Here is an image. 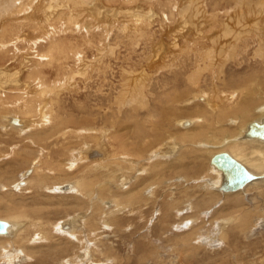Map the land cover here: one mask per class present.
<instances>
[{
	"label": "rangeland",
	"instance_id": "obj_1",
	"mask_svg": "<svg viewBox=\"0 0 264 264\" xmlns=\"http://www.w3.org/2000/svg\"><path fill=\"white\" fill-rule=\"evenodd\" d=\"M5 1L7 0H0V6L1 4H4ZM20 1L21 0H9V2H12L14 5L18 4ZM29 1L30 0H24V3H27V5L24 6L22 10L15 8L16 10L13 9V11H11L9 10L10 7L5 8L8 12L11 11V13L7 14L8 16L4 15L0 18V71L4 72V75H6V77L4 76L5 79L2 77V82L6 85L4 94H7V96L5 95L6 97L3 98L6 102H11L13 100L15 103L19 104V107H21L23 111L35 110L37 105L38 107H36V111H40L37 112V116H32L30 118L34 127L47 124V121L51 118L48 114L52 115L55 113L54 120L62 123L64 122L68 128H71V130L83 129L84 132L89 131L90 134L93 133V135L96 134L99 136V139H101V145L102 147L104 146V151L108 148L107 146L109 144L108 139L106 140V132L111 135H116L117 138L128 139L132 137L130 136L133 132L132 129L136 128L138 125L142 126L144 123L150 133L152 131H160L164 134L162 135V139H160L161 141L155 144L154 148L156 149L154 150V154H152L153 156L148 155L149 152L146 153V156L142 157L121 154L116 155L115 157H109L110 159L106 158L104 160L105 163L102 164H90L92 168L103 166L104 171H102L105 172V167L108 163H112L113 159L118 161V164L113 165L114 168L111 170V172L114 171L113 175L109 172L102 181L97 183V186H104V184L105 186H111V189L107 191L106 196L109 197V191H111L112 194H118L120 197L113 198L114 200L105 198L104 202L100 199L101 203L96 194H93L92 198H90L91 203L98 202L104 209L103 215L101 214L102 218L101 216L98 217L100 227L97 226V230L89 228L88 226V224L94 222V220H86L90 217L91 211L88 210L85 214H73L76 213V209L73 207L75 206L76 198H73L77 195L64 194L69 193L66 192L65 188L62 189L64 192H61L65 196H61L60 193L53 194L46 191L44 195L55 197L52 199V203L56 208L53 206L50 209L45 210V214H51L50 218L54 221L53 229H50L52 231L51 233L53 236L59 234L58 236L62 238L70 239L71 246H75V249L70 250L65 256L60 254V256L55 257L56 255L54 254L52 256L53 259L49 258L51 260L48 262H45L48 259H43L45 260L43 262L40 258L41 263L37 259L38 257H30L31 254L28 255V257L19 247L18 250L21 255L11 258L12 261H9L6 256H4L6 255V252L0 254V264H264V215L262 220L257 222L254 221L253 226L246 232L241 234L234 233L235 235L232 234L229 236L232 239L223 240L221 237L222 228L225 226L223 220L229 218L223 216L212 221L214 212L221 210L224 207V202L222 200L223 195L219 192H217V198L209 209H202L200 212L194 211L191 205L194 202V198H189L188 201L185 200L179 202V206L175 204V208L169 209L170 213L167 216L162 217V204L166 202L167 206L165 207H170L171 203L174 202L173 200L175 196L182 197V191L185 189H190L196 185L198 186V190L202 193L208 192L207 194H210L215 192L210 185L208 187L206 186L209 183V178L211 177L212 179L210 172H208V164L211 155L209 156L206 154L204 167L202 168L200 177L193 180L185 181L186 178H183V175H176L175 177L166 176L162 181L158 179V183L154 182L149 184V187L146 185L141 188V192L127 194L126 192L129 191V188L127 189L126 186L128 185H125V181H128L127 179L135 182L134 178L139 176H142L140 179L151 177L152 173L150 171L147 173L149 164L154 160L159 161L157 158L162 155L161 153L164 151L163 149L165 146H169V144L171 145V140L179 138L178 129L183 131L191 126L189 125L188 127L183 128V123L190 122L191 119L194 118L202 121L204 116L201 114L200 110L196 108V106H199V103L204 105V103H202V98H200L201 96L213 91L214 99H216L218 95V97L223 98L222 95L224 96L225 93H228L227 91L231 90L222 82L224 77L229 78L232 74L233 76L241 75L243 79L248 78L249 76V79H253L255 77L254 74L257 73L258 70H262L261 68L264 67V64L261 66L263 61L259 56V52L264 51V38L262 39L261 37V39H257L258 36L256 35L259 33V30L256 28L253 29L254 27H250V25L256 22L254 20V16H256L255 12L259 10L263 13L264 6H259L257 0H255L256 2L254 1L255 3L251 2V0H237V2L239 1L238 3H234L231 0H222V2H219L220 0L206 1V3L208 2L207 5L210 14H220V18H216V21H227V23H230L235 29L247 31L243 36L247 37V40L245 38L240 41L241 47L248 42L247 51L245 50V52H242L243 47L236 46L238 47V50L236 49L235 54L234 50L228 51L229 49L227 46V50L226 48H222L225 47V44L231 45V47L235 46L236 42L232 39V36L228 35L229 37L227 38L215 40L214 43L212 42L211 35L214 34V30L209 33V30L206 29L212 25L209 17L210 14L207 15L206 18L200 16L201 18H199V20L198 18L194 20L195 25L199 24V26H202V29H204L205 34L202 33V36L199 35L197 31L198 29L192 23H190L189 26H186V28H183L185 30H180L182 27V16L177 9L180 5L187 3L189 0H94V2L99 3V5L106 10L114 9L113 13H111V15L114 14V16L108 21L106 30L103 25L104 23L102 22L101 25L103 26L97 28L96 26L98 25L96 24H100V22H97L87 13V10L89 9L88 4L90 3L88 0H85L82 3H78L80 0H78V2H76L77 0L57 1L55 2L57 6L55 5L56 7L53 8L55 11H53V9L51 11L47 10L50 5L49 3H51L50 0H47L48 3L44 0H36L37 2L33 0L35 2H32L28 6ZM62 1L65 3L63 4ZM261 2L264 3V0ZM71 4L74 5L70 7ZM59 6H61L62 9ZM236 6L238 7L236 8ZM1 7L0 9L4 10V7ZM153 7L157 8L160 11V14H162L159 19H154L155 21L151 19L150 24H148V19L150 18L151 13L149 10ZM57 9H59V11ZM231 12H234L233 16H231ZM169 13H173L175 17H171L170 19V16H168ZM2 14L3 12L0 11V16ZM43 14L46 15V17L43 16ZM86 16H90L93 20L89 22V20L86 19ZM198 21H202L204 24L202 22L199 23ZM144 23L148 25V27ZM193 27L195 28L193 29ZM248 31L252 32V34H248ZM146 32H148L147 36ZM140 33H143L145 37H142ZM177 36L180 37L178 38ZM250 36L256 37L251 41L248 39ZM177 38L180 48L174 49L171 45L177 40ZM221 41L224 43L222 44ZM206 47H209V49L212 47L210 50L211 52L209 53V55L211 54L208 58L209 61H206V63H210L207 69L212 72H208L209 70L203 72L201 78L202 81L198 85V88H193L192 90H189V92L185 91L187 93L185 95L182 94L184 89H177V87L183 85V79L180 84H176V89H171L169 83L172 82L176 72L182 75L181 72L183 67L181 65H193L196 60L200 59L201 50ZM189 48L191 49L190 51ZM50 49L55 53L52 55L51 59V51L49 52ZM154 49L158 50L157 53ZM256 49L257 53L255 52ZM181 50L188 52L184 54V52L181 53ZM226 51H228V55L226 54ZM241 52L242 54L240 55ZM222 62H225V76H219L220 78L222 77V83H217V74L220 70L217 67H219ZM82 69L85 71L84 73L81 72ZM260 72H262V75L257 77L256 81H261L264 77L263 71ZM9 75L12 77H9ZM134 82H141L140 86L144 89L145 95H138L132 100V94L130 91L126 93L123 90H126V88L129 89L133 84H136ZM42 85H49V87H56V89L52 91L50 90L44 96V99L42 98L43 100H40L39 92L43 90ZM257 85L258 84L256 83L255 86ZM13 86L15 88H13ZM194 86L195 85H192L191 87ZM9 87H12L13 89ZM32 89L35 90L36 93L35 91H31ZM173 90L175 91L173 92ZM256 90H258L256 91L258 98L254 110H252L254 116H257L258 109L264 107V86ZM173 97L174 101H172ZM195 98H199V102ZM145 101H150L148 106L143 105ZM1 103H3V105L5 104L4 101L0 100V104ZM10 105H13V108H16V104ZM98 105H103V108ZM41 108L44 110L41 111ZM86 109L91 112L89 113L91 115L83 111ZM142 111L145 114L142 113ZM0 113L7 118H15L16 116V119H18L17 117L20 115L13 111L5 112V114L2 112ZM23 113L26 114V112ZM4 118H0V163L3 165L5 162L11 160V156H13V152L16 148L20 149L25 147L35 153L38 151L32 161H38V158H43V160H50L51 164L54 166L62 165L65 170L69 169L67 170L69 173H74V171L76 172V165L80 167L81 165L86 164L80 161L82 157L78 152L80 150L85 152L84 150L87 151L94 146L91 143V139L86 140L82 138V141L77 140L69 145L70 148L68 147V150L67 148L64 149L65 153L63 154L64 156L62 155V158L58 155L50 157L48 150H44L45 148L41 144H37L32 141L31 138H27V136L30 137V134L33 133L34 130L30 129L28 132L21 135L23 137L22 139L16 130L5 129V125L7 124L4 122ZM37 119L39 121H37ZM74 119L82 120V123L79 126L73 127L75 122ZM251 120L253 119H247L246 122H244V125ZM26 122H29V120L26 119ZM156 122H158L157 126ZM239 122V120L229 119V121L220 123L219 126L229 128L230 126L235 127V125H240L241 127V122ZM7 123L9 124V122ZM161 123H163V126H161ZM10 125L12 127H20L13 126L12 124ZM57 127L60 128L59 126ZM125 135H129V137H125ZM80 136L73 137L74 139L72 140L79 139ZM223 137L227 138L228 133ZM155 140L156 138H154V141ZM226 143L227 141L224 143L219 142L214 143L211 146L202 143L199 145L197 144V148L194 145L190 146L191 143L188 142L187 146H190L188 148L191 150L195 147V149H201V151L204 148L206 150H215L214 152L220 153ZM188 148L185 147V149ZM223 152L226 151L223 150ZM149 156H152L151 159H149ZM3 160H5L4 163H2ZM162 161L166 163L169 160ZM129 164L131 165L129 167L133 168L131 170L132 172L130 170H127V173L126 171H117V167L122 168ZM29 167L30 165L19 167L16 173L18 182L12 186L15 193H17V188L20 186V182L24 180L27 175L26 173L27 170L29 171ZM144 170V173H147V175L142 172ZM128 174L129 176L131 175V177H129ZM152 176H154V174ZM69 182L71 181H67L66 183ZM17 183H19V185ZM72 183H76V181ZM155 186L157 187L155 188ZM125 188L127 190H125ZM179 189L180 192H178ZM207 190H209L210 193ZM31 193L33 194L34 191H31ZM31 193H27L28 198L32 197ZM122 193H124V196H121ZM258 193L259 191L255 189L249 191L247 195H243V203L246 204L251 212H257L259 210L263 213L264 206L262 205L264 199L257 198ZM60 197H64V201ZM164 199L165 202H163ZM60 201L67 202L66 205L69 204L68 206L59 205V203H61ZM85 202L87 204L88 200L86 199ZM78 209L79 208L77 207V210ZM48 211H50V213ZM56 212H58L57 215ZM109 214L112 216L111 218H117L122 221L121 225L116 226L110 223V219L108 220ZM140 216L142 217L140 218ZM27 220L28 219H24L23 222H28ZM66 222H68V224L71 222L72 226L73 222H75V225L72 227L75 232L70 234L68 233L70 232L69 230L67 235H64L62 232L60 233L61 230H57L61 223ZM56 223L59 226H57ZM43 225L45 226V224L42 223V226ZM58 229H60V227ZM44 231L43 228L42 232L39 233L42 239L40 238V240L37 241L38 243L41 242V244L43 243V245H46L49 244L50 241L48 242L49 237H47L48 235H46ZM192 231L195 233L192 236L193 241L191 244L189 242L187 243L185 238L192 234ZM229 232L230 234L233 233L232 230ZM44 235L46 237H44ZM234 241L238 243L237 247L232 245ZM11 250L12 248L8 250L9 254L12 253ZM105 250H111V252L105 255Z\"/></svg>",
	"mask_w": 264,
	"mask_h": 264
},
{
	"label": "bare ground",
	"instance_id": "obj_2",
	"mask_svg": "<svg viewBox=\"0 0 264 264\" xmlns=\"http://www.w3.org/2000/svg\"><path fill=\"white\" fill-rule=\"evenodd\" d=\"M7 1H5L4 4H1V6H3L4 8L0 6L1 8L4 9V10L0 9V11L3 12V14L0 16V18H2V16H4V15L8 16L7 14L11 13V11H13V9H15V8L22 10L23 7L27 5V3H24V0L23 1L21 0L22 2L20 1L18 4H15V5L12 2H9V0H7ZM11 1H14V0H11ZM35 1L30 0L28 2V6H29V4H31L32 2H35ZM44 1L47 2V0H44ZM57 1L61 2V0H50L51 3H49L50 5H49V8H47V10L51 11L53 8H55L57 6V4L55 2H57ZM83 1H85V0H80L79 2L77 0L76 2L82 3ZM88 1L90 3L88 4L89 9L87 10V13L90 14L97 22H100V24H96V25H98V26H96L97 28L104 25V28L106 30L107 29L106 25H107L108 21L111 20V18H113V16H114V14L111 15V13H113L114 9L112 8V9L106 10L103 7H101L99 5V3L94 2V0H88ZM206 1L207 0H189L187 3H184L182 5L179 4L180 7L177 9V11L179 10L180 15L182 16V18H181L182 19V27L180 28L181 31L185 30L183 28H186V26H189L190 23H192L198 29L197 31H198L200 36H202V33L205 34L204 29H202V26H199V24L195 25L194 20L197 18L199 20V18H201V17L206 18L207 15L210 14L209 7L207 5L208 2L206 3ZM231 1L234 3L239 2V1L237 2V0H231ZM254 1L255 0H251V2H254ZM261 1L262 0H257V4L259 6H261V5L264 6V3H262ZM219 2H222V0H220ZM64 3L65 2H63V4ZM248 3H247V5H248ZM66 5H68V4H66ZM73 5L71 4L70 7ZM8 7H10L9 8V10H11L10 12H8L5 9ZM59 7H61V6H59ZM237 7L238 6H236V8ZM41 8H43V7H41ZM145 8H147V7H145ZM233 8H231V9H233ZM61 9H62V7H61ZM57 10L59 11V9H57ZM53 11H55V10L53 9ZM73 11H74V8H73ZM141 11H143V10H141ZM149 11L151 13H150V18L148 19L149 20L148 24H150L151 19L157 20L160 18L161 14H162V13L160 14V11L154 7L151 8ZM45 12H47V11H45ZM173 12H174V10H173ZM164 13H165V11H164ZM170 13H169V15L167 14L168 16H170V19H171V17L174 18L175 16L173 15V13L172 14H170ZM255 13H256L255 14L256 16H254L255 17L254 20L256 22H254L252 25H250V27H254L253 29L256 28L257 30H259V33L256 35V36H258L257 39H259V38L261 39V37L263 39L264 38V10H263V13L260 12L259 10H257V12H255ZM231 14H232L231 16H233L234 12H231ZM239 14H240V12H239ZM176 15H179V14H176ZM17 16H19V15H17ZM17 16H15V17H17ZM20 16H21V14H20ZM43 16L46 17V15H44V14H43ZM79 16H80V14H79ZM163 16H165V15H163ZM58 17H60V16H58ZM209 17L211 19L212 25L210 23L211 26H209V28L207 27L206 29L209 30V33H211L214 30L213 31L214 34L211 35L213 43L215 40H218V39L222 40L223 38H227L229 36H232V39H234V41L236 42L235 46L231 47V45L225 44V47H222V48H226V46H227L229 49L228 51L234 50V53H235L236 49L238 50V47H241L240 41H242L245 38L247 40V37H243L244 33L247 31L240 30V29L237 30L234 27H232L230 23H227V21H225V22L224 21H216V18H218V19L220 18L219 13H212V14H210ZM3 18H5V17H3ZM86 19L89 20V22H91V20H93L90 16H86ZM135 19H137V18H135ZM133 21H134V19H133ZM170 21H172V20H170ZM101 22L104 24L101 25L102 24ZM146 22H147V20H146ZM198 22L201 23L202 21H198ZM32 23H34V22H32ZM205 23H206V21H205ZM146 26L148 27V25H146ZM2 27H1V29H2ZM195 27H193V29ZM231 33H233V34H231ZM250 33L252 34V32L248 31V34H250ZM135 34H136V32H135ZM147 34H148V32H146V36H147ZM140 35H142V37H145L143 33H140ZM175 37H176V35H175ZM177 37L179 38L180 36H177ZM255 37L250 36V37H248V39L253 41V38H255ZM178 38H177V40H175L172 43V45L170 44L171 47L174 49L180 48L178 45ZM186 41H187V39H186ZM221 42H222V44L224 43L223 41H221ZM229 43H230V41H229ZM247 43L248 42H246V45L242 46L243 48L241 47L242 52H245V50L247 51V49H248ZM162 44H164V43H162ZM236 46H238V47H236ZM209 47H206L203 50H201L200 54L203 56L200 55V59L196 60L193 63V65H189V66L188 65H186V66L181 65L183 67L182 72H181L182 75H180V73L176 72L174 78L172 79V82L169 81L170 82L169 84L171 85V89H176V87H177L176 84H180L182 79L184 80L183 85L181 87H177V89L178 88L184 89L182 91V94L185 95V94H187L185 91L189 92V90H192L193 88H198V85L202 81L201 80L202 73L205 72L206 70H209L207 68L209 67L210 63H208V62L206 63L209 56L211 55V54L209 55V53L211 52L210 50L212 47L210 49H209ZM182 50H181V53L184 52V54H185L186 52H188V51L185 52ZM190 50L191 49L189 48V51ZM217 50H222V49H217ZM226 50H227V48H226ZM154 51L157 53L158 50L154 49ZM228 51H226L227 55L229 54V53H227ZM49 52L51 54L50 55V59H51L52 55L55 53L52 52L51 49L49 50ZM169 52H170V50H169ZM218 52H220V51H218ZM242 52L240 53V55L242 54ZM255 52L257 53V49ZM263 52H259V56L261 57V60L263 61L262 62L260 60L262 62L261 66H263V64H264ZM198 53H199V51H198ZM198 55H197V57H198ZM244 56H245V54H244ZM235 57H236V55H235ZM165 58H163V59H165ZM184 61H185V58H184ZM224 63L223 62L220 63L221 65H219V67L216 66L218 69L221 70V71L219 70V73L217 72L218 73L217 74L218 75L217 76V80H218L217 83L223 82L224 85H227L231 90L227 91L228 93L227 94L225 93L224 96L222 95L223 98L218 97L219 96L218 95L217 96L218 98L216 97V99H214L213 98L214 97L213 91H210L209 93L201 96L200 98H202V100H203L202 103H204V105H201V103H199V106H196V108L199 109L201 114L204 116L202 118V121L197 119V118H194V119H191L190 122L183 123V125H182L183 128H186L189 125H191V126L187 129L183 130V131H180L178 129L179 138H176L174 136L176 138V140H174V139L171 140V145L169 144V146H165V148L163 149L164 151L162 150L163 151L161 153L162 155L159 158H157V159H159V161L154 160V161H152L151 164H149V168H148L147 173L150 171L152 173V175L154 174V176H152L150 174L151 175L150 178L146 177L144 179H140L142 176H139L136 178L133 177L135 179V182H133L132 180L129 181V179H127L128 181H125V185H128V186H126L127 189L129 188V191L126 192V194H127V193H132V192H136V193L141 192L140 191L141 188L145 187L146 185L148 186L149 184H152L154 182L158 183V181H157L158 179H160L162 181L163 179H165L166 176L175 177L176 175H178V176L183 175L184 176L183 178H186L185 181H187V180L190 181V180H193L195 178L200 177V173L202 171V168L204 167V163H205L204 160H205L206 154L209 156L211 155L210 160L214 155H217L220 153L228 154L233 160H235L237 163L242 165L254 177V179L251 180L250 182L246 183L241 189H238L235 191L222 190L223 186L225 184L223 172L218 170L217 168H215L213 165H211L210 160H209V164H208L209 171L208 172H210L212 179H211V177L209 178V180H208L209 183L206 186L208 187L210 185L212 190L215 192L210 193V191L207 190V191H209L210 194H207L208 192L202 193L198 190V186H196V185H195L196 187L194 186V187H191L190 189H185L184 191H182V195L184 196V198H183V196L177 197V195H176L174 200H173L174 202L171 203L170 207H165V206H167V204H166L165 199H164L163 202H165V203L162 204L163 205L162 217L167 216L170 213L169 209L175 208V204H177L179 206L180 205L179 202H182L185 200L188 201L189 198H194V202L191 204L193 207L192 209H194V211L200 212V210H202V209H209L211 207L212 203L217 198V196H216L217 192H219L220 194L223 195L222 200L224 202L223 203L224 207L221 210H217L216 212H214L212 221L217 219V218H221L223 216L229 218V219L223 220L225 223V226H223V228H222L221 237L223 238V240H228V239L230 240L232 238H230L229 236H231L234 233H237V234L240 233L241 234V233L246 232L247 230H249L253 226L254 221L257 222L259 220H262V217L264 215V212L262 213V211H259V210L257 212L254 211L255 213L251 212L250 209H248V207L246 206V204L243 203V195L244 196L247 195V193L253 189L259 191L257 198H261V199L263 198L264 199V139H259L256 137L255 138H249V137L245 136V133L247 132L249 126L252 123L255 122L257 124H261L264 121V107L258 109L257 116L256 115L254 116L253 111H252V110H254V107L257 103V98H258L257 94H256V91H258V90H256V89H259V88L264 86V77L261 81H256V78L262 75L261 74L262 72H260V71H263V73H264V67L261 68L262 70H258L257 73L254 74L255 77L253 79H249L250 76L248 78L243 79L241 75L233 76L231 74L229 76V78L224 77L222 82H221L222 77L220 78L219 76H225L224 73L226 71V70H224V67H225ZM184 64H187V63H184ZM52 65H54V64H52ZM211 65H212V63H211ZM210 68H211V66H210ZM211 70H213V69H211ZM81 72L84 73L85 71L82 69ZM208 72H212V71L209 70ZM23 73H24V71H23ZM4 74H5L4 72L0 71V100L5 102L4 105H3V103L0 104V112L5 114V112L7 113L8 111H13L14 113L16 112V113L20 114L17 117L18 119H16V116H15V118H7L4 115L2 116V114L0 113L1 119L6 117V118H4V122L7 124V125H5L6 130L7 129L16 130V132L19 133V136L25 134L30 129L34 130L33 133L30 134V137L27 136V138H31L32 141L36 142L37 144L38 143L41 144L45 148L44 150H46V149L48 150V152L50 153L49 154L50 157H52L53 155H55V156L58 155L62 158V155L65 153L64 149L67 148V150H68L69 145H71L73 142H76L77 140H81L82 138L86 139V140L91 139V141H92L91 143H92V145H94L90 149H88L87 151L84 150L85 152H83L82 150H80L78 152L79 155L82 157V159L80 161L82 163L84 162L86 164L81 165L80 167H78V165H76L77 166L76 172L74 171V173H69L67 171L69 169L65 170L62 165H58V166L52 165L50 160H43V158L42 159L38 158V161L37 160L32 161V159H34V156L36 155V153L38 151L35 153V152L29 150V148H25V147H22L20 149L16 148V150L13 152V156H11L10 161L5 162V160H3L2 163L5 162L4 165L0 163V221H4L8 224V228L6 229V234L0 235V254H4L6 252L5 253L6 255H4V256H6V258L9 261H12L11 258H14V257L21 255L19 250H18L20 247L22 249V252L27 254V256L31 254L30 257H33V256L36 258L38 257L37 259L39 261L42 259L41 261H43V262L46 259H48L45 261V262H48L49 260L53 259L52 256L54 254L56 255L55 257L60 256V254L65 256L70 250L75 249V246L74 247L71 246L70 239L62 238V237L58 236L59 234L54 235V236L52 235V233H51L52 231L50 229L53 227L54 221H53V219L50 218L51 214L50 215L45 214V210H48L54 206L52 203L53 202L52 199H54L55 197L54 196L52 197L49 195H44L46 193V191H49L50 193H53V194L60 193L61 196H65V195H63V193H61L63 191L62 189L65 188L66 192H69V193H64V194H69V195L75 194V195H77L73 199L76 198L75 199L76 200L75 206H77L79 209L77 210V207L73 206L74 209H76V211H75L76 213H73V214H80V213L85 214L88 210L91 211L90 217H88L86 220L87 221L94 220V222L88 224V226H89V228H94V230H97V226L100 227V224L98 222V217L101 216V218H102L103 211H104V209L100 205L101 200H103V202H104L105 198H110V199L114 200L113 198L120 197V195L118 196V194H116V195L112 194L111 191H109V197H107L106 196L107 191L111 189L110 188L111 186L110 187L105 186V184H104V186L98 185V186H100V187H98L97 183L102 181L107 176V174L109 172H111V170L114 168L113 165L118 164V161L115 159H113L112 163L111 162L108 163L106 161L108 163V165L106 166L107 168L105 167L106 173L103 172L104 171L103 166L102 167L96 166L95 168H92V166L90 164H99V163L102 164V163H105L104 160L106 158L115 157L116 155H121V154H126V156H133L134 157V155H135L138 157H142V156H146V153L149 152L148 155H152V154H154V150L156 149V148H154L155 144L161 141L160 139H162V135L164 133H162L160 131H158V132L152 131L150 133L149 129L145 126L144 123L143 124L141 123L142 126L138 125V126H136V128L132 129L133 132H132V135H130L132 137H130L128 139L125 138L127 135H125V137L123 136L125 139H121V138H117L116 135H111L110 133L108 134L106 132V134H107L106 140L108 139L109 144L107 146L108 148L105 149V151H104L103 150L104 146L102 147L101 139H99L100 138L99 136H97L96 134H94L95 135L94 136L93 133L90 134L89 131H87V130H86L87 132H84L83 129L82 130H79V129L78 130H71V128H68L64 122L62 123V122H58L57 120L56 121L54 120L55 113H53L52 115L48 114L51 118L47 121V124L34 127L32 122L30 121V118L32 116H37L36 115L37 112L40 111V110L36 111V107H38V106L36 105L35 110L23 111V109L21 107H19V104L15 103L13 100L11 102H6L3 99L4 97L7 96V94H4L5 93L4 91L6 89V85L2 82V77L3 78H4V76L6 77V75H4ZM9 77H12V76L9 75ZM62 80H63V78H62ZM62 80H59V81H62ZM65 82H67V81H65ZM134 83H136V82H134ZM140 83L141 82L133 84L131 87L127 86V87H129V89L126 88V90H123V91L126 93L128 91H130V93L132 94V100H133V98H136L138 95H145L144 89H142V87L140 86ZM256 83L258 84L257 86H255ZM192 85H195V86L191 87ZM219 85H223V84H219ZM144 87H146V86H144ZM9 88L13 89L15 87L13 86V88L12 87H9ZM31 88H32V86H31ZM42 89L43 90H41V92H39L40 100H43L44 96L50 90L52 91V90L56 89V87L53 88V87H49V85H48V86H43ZM20 91H22V90H20ZM31 91H35V90L32 89ZM174 91L175 90H173V92ZM221 91H223V90H221ZM35 93H36V91H35ZM177 93H178V91H177ZM167 94H168V92H167ZM221 94H223V93H221ZM153 96H155V95H153ZM158 97H160V96H158ZM162 97H163V95H162ZM20 99H21V97H20ZM144 99H146V98H144ZM172 99H173L172 101H174V97ZM196 100H198V102H199V98ZM146 102L147 101H145V103L143 104L144 106H148L150 101H148L147 103ZM131 103H132V101H131ZM10 104H16V108H13V105H10ZM25 105L28 106L27 104H25ZM98 106L103 108V105L102 106L98 105ZM43 108H41V111L44 110ZM14 109H16V110H14ZM83 111L87 114L91 113V112H89L88 109L83 110ZM187 111H192V110H187ZM23 112H26V114H24ZM168 112H170V111H168ZM45 113H46V111H45ZM142 113H144V112L142 111ZM173 114H174V112H173ZM89 115H91V114H89ZM141 117H143V116H141ZM144 118H145V116H144ZM249 118H251L253 120H251L249 123H245L246 125H244V122H246V120ZM26 119L29 120V122H26ZM155 119H157V118H155ZM229 119L230 120H233V119L239 120L241 122V123L239 122L241 124V127H240V125H238V126L235 125V127L230 126L229 128L219 126L220 123H224L225 121H229ZM24 120H25V122H24ZM37 121H39V120L37 119ZM74 121L75 122L73 124V127L79 126L82 123V120L80 121V120L74 119ZM143 121H144V119H143ZM7 122H9V124ZM43 123H45V122H43ZM157 123L158 122H156V126H157ZM2 124H4V123H2ZM10 124H12L13 126H20V127L19 128L12 127ZM152 124H153V122H152ZM161 124H159V125L163 126V123H161ZM57 126H59L60 128H58ZM129 127H131V126H129ZM133 127H134V125H133ZM128 130H130V129H128ZM227 133H228V137L227 138L223 137ZM79 136H80L79 139L72 140V139H74L73 137H79ZM127 137H129V135ZM152 138H153V140H152ZM154 138H156L155 141H154ZM22 139H23V137H22ZM22 139H21V141H22ZM102 139H104V138H102ZM150 139L152 142L150 141ZM225 141H227V143L223 148L221 147L222 152H220V153L214 152L215 150L214 151L208 150V149L206 150L204 148L202 151H201V149H197L198 148L197 144L199 145V144L205 143L208 146H211L214 143H219V142L224 143ZM188 142L191 143L190 146L194 145L197 148L195 149V147H193L195 150L194 149L191 150L190 148H188L190 146H187ZM185 147H187L188 149H185ZM91 149H93V150H91ZM67 150H66V152H67ZM223 150H225L226 152H223ZM151 157L149 156V159H151ZM44 158H45V156H44ZM154 158H155V156H154ZM48 159H49V157H48ZM39 160H40V162H39ZM162 160H169V161L164 163V161H162ZM27 165H30L29 171L27 170V173H26L27 175L25 176L24 180H22L20 182V186L17 188V193H15L12 186H14V184L16 182H18V179L16 177V173H17L20 166H27ZM129 166H131V165L129 164V165L122 167V168L117 167V171H126V173H127V170L131 171L133 169L132 167H129ZM73 167H74V165H73ZM142 172L144 173L145 170ZM113 173H114V171L111 172V175H113ZM147 173H144V174L147 175ZM128 176H129V174H128ZM129 177H131V175ZM109 179H111V178H109ZM67 181H71V182L66 183ZM74 181H76V183H72ZM160 182H159V184H160ZM70 183H72V184H70ZM17 184L19 185V183H17ZM101 185H103V184H101ZM156 187L157 186H155V188ZM207 187H206V189H207ZM126 188H125V190H127ZM178 188H179V186H178ZM180 189H179V191L178 190L177 191L180 192ZM31 191H34V193L32 194ZM26 192L31 193L32 197L28 198ZM93 194L97 195L98 200L101 199L100 203H98V202H92L91 203L90 202V200H91L90 198H92ZM123 194L124 193H122L121 196H124ZM211 194H213V195H211ZM60 198H62V200H63L64 197H60ZM86 199L88 200V203L90 202L89 204L88 203L86 204V202H85ZM66 203L61 202V203H59V205H66ZM68 204L66 206H68ZM262 206H264V203ZM117 207L119 208L118 205H117ZM54 208H56V207L54 206ZM48 212L50 213V211H48ZM66 213H68V212H66ZM57 214H58V212H56V215ZM229 216H233V217H229ZM108 217H109L108 220L110 219V223H112L116 226L121 225L122 221H120L119 219L111 218L112 216L110 214ZM141 217L142 216H140V218ZM24 219H28L27 220L28 222H26V221L23 222ZM61 219H63V218H61ZM71 222H69V224H68V222L61 223L60 226L56 223L57 226L60 227V229H58L59 228L58 227L57 230L58 231L61 230L60 233L62 232V234H64V235H67V232L69 230H70V232H68V233H70V234L75 232V230L72 229V227L75 225L74 224L75 222H73V226H72ZM42 223L45 224V226L44 225L42 226ZM56 224H55V226H56ZM43 228L45 230L44 233L46 235H48L47 237H49V239H50V240L48 239V242L50 241L49 244H46V245H43V243L41 244V242L38 243V241L41 238V235H39V233L42 232ZM230 230H232L233 233L230 234V232H229ZM54 231H55V229H54ZM194 233L195 232L192 231V234L188 235L185 238V241L187 243L189 242L192 244V241H193L192 236ZM44 237H46V236L44 235ZM34 238H35V240H34ZM71 239H73V238H71ZM170 242H172V241H170ZM37 244H39V245H37ZM232 245L237 247L238 243L236 241H234L232 243ZM186 247H188V246H186ZM11 248H12V250H11L12 253L9 254L8 250H10ZM110 252H111V250H105L104 254L107 255ZM191 254H192V252H191ZM184 256H186V255H184ZM25 257H26V255H25ZM22 258H24V257H22ZM49 258H51V259H49ZM43 259H45V260H43ZM37 264H39V263H37Z\"/></svg>",
	"mask_w": 264,
	"mask_h": 264
},
{
	"label": "water",
	"instance_id": "obj_3",
	"mask_svg": "<svg viewBox=\"0 0 264 264\" xmlns=\"http://www.w3.org/2000/svg\"><path fill=\"white\" fill-rule=\"evenodd\" d=\"M246 137L264 139V121L261 124L252 123L247 132ZM210 164L223 172L224 186L222 190L235 191L241 189L246 183L254 179V177L239 163L233 160L228 154L220 153L214 155ZM8 224L0 221V235L6 234Z\"/></svg>",
	"mask_w": 264,
	"mask_h": 264
}]
</instances>
